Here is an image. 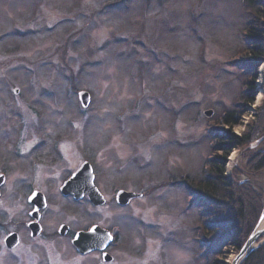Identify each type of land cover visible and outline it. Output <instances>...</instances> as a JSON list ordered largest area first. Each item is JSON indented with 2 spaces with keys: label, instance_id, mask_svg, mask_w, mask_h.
<instances>
[{
  "label": "rangeland",
  "instance_id": "374dc122",
  "mask_svg": "<svg viewBox=\"0 0 264 264\" xmlns=\"http://www.w3.org/2000/svg\"><path fill=\"white\" fill-rule=\"evenodd\" d=\"M245 2L0 0V264H243L264 243L262 229L242 252L264 214L263 63L254 70L249 31H264V0ZM218 130L247 136L227 144L235 147L225 176L249 192L239 204L236 195L234 210L257 217L252 226L239 221L240 248L233 230L204 253L196 233L203 216L204 232L214 221L201 211L197 181L207 160L222 158ZM84 162L102 205L71 197L68 183ZM34 189L46 205L32 237ZM118 191L140 195L121 204ZM93 225L114 240L79 254L73 234ZM12 232L19 242L9 248Z\"/></svg>",
  "mask_w": 264,
  "mask_h": 264
},
{
  "label": "trees",
  "instance_id": "16d2710c",
  "mask_svg": "<svg viewBox=\"0 0 264 264\" xmlns=\"http://www.w3.org/2000/svg\"><path fill=\"white\" fill-rule=\"evenodd\" d=\"M245 4L247 5V0H245ZM262 1V0H260ZM262 6H264V2H261ZM248 6V5H247ZM261 6V7H262ZM251 8V7H250ZM256 15L255 13L252 12V16L249 20V23L252 24L254 22ZM249 28H254L253 26H249ZM249 30L251 33H253L252 36H254V39H251V43L253 46L250 49V54L254 58V63L253 66L255 65L254 70H257L259 65L264 61V31H255V30ZM247 32L246 34V42H250V35ZM254 76V75H253ZM246 101H253L252 96H246ZM242 115V112H239V117ZM226 125H228L230 128L238 125L240 123V119L237 120H228L225 119L223 121ZM214 136L216 137L217 133L216 130L213 132ZM218 137L217 141L219 140L220 144L218 146L219 150L221 149L222 151V158L216 159L213 161L207 160L205 167L203 168V171L205 173L203 174V177H201L197 182H198V188L201 193L206 197V200H203V208L201 211L203 214L209 213L212 220L214 221L204 232L203 228V220L204 216L202 217V223L199 226V231H197V238H199V241L202 243V247H204V253L206 250L211 249V244L214 243V241L218 237H224L226 238L225 234L231 233L233 230H235V237L236 239L233 245H235L236 248H240L244 241L245 238L240 235V226H239V221H242L244 223L247 222L248 226L251 224V226L255 223L256 221V215L247 217L245 214L241 213V209L234 210L235 207L234 201L236 195L238 196L237 202L242 203L243 202V195H248L249 192L246 191V193H243V190H238L239 187L232 183L227 177L225 176V166H226V157L230 154L232 149L235 147V145L239 144L241 139L234 134H230L228 132H224L221 130H218ZM235 143L234 146H230L227 144L230 143ZM213 147H216V144L213 142ZM210 170L208 171L207 174V169ZM190 195H193V192L189 189ZM208 204V205H207ZM215 205V206H214ZM249 207V205H248ZM228 209L229 211L232 212L234 215V219H231L230 214L223 215V210ZM253 210L251 209V213ZM230 219L234 222V226H229L230 225ZM253 223V224H252ZM203 232V234H202ZM212 232L213 235L209 236L211 238L207 239L206 233ZM202 234V235H201ZM204 235V236H203ZM208 253V252H207ZM257 261V262H256ZM243 264H264V243L253 253H251L245 260Z\"/></svg>",
  "mask_w": 264,
  "mask_h": 264
},
{
  "label": "water",
  "instance_id": "95a60500",
  "mask_svg": "<svg viewBox=\"0 0 264 264\" xmlns=\"http://www.w3.org/2000/svg\"><path fill=\"white\" fill-rule=\"evenodd\" d=\"M80 100L82 101L83 105H87L89 94L87 91H82L79 93ZM212 113V110L206 111V115L210 116ZM88 173V194L90 197V200L94 205H102L105 202V199L103 195L99 192V190L94 186L93 184V178L94 175L92 173V167L90 164L84 163L82 167L77 171V173L74 175L73 179L71 180V183L75 181L76 179L80 177H85V175ZM4 182V175H0V186ZM70 183V185H71ZM68 185V187L70 186ZM64 192L68 194V191ZM82 190L79 192H76V198H80L82 196L81 193ZM140 194H136L133 192H125V191H119L117 194V201L121 204H125L130 199H132L135 196H139ZM29 202H31L34 205V209L30 213L35 220L29 223V228L31 230L32 236H37L41 232V225L39 223L40 220V210L41 208L45 207L46 202L44 199V196L39 192H34L29 197ZM68 230V226L62 225L60 227V234H65ZM263 233V230L258 231L255 230L254 233L249 237L248 241L242 248V252L244 250H247L250 245ZM112 240V236L110 232L107 230L102 229L99 226H94L89 232L80 231L76 234L73 243L76 246L77 250L81 254H85L88 251H91L93 249H100L103 250L106 248L108 243ZM254 240V241H253ZM5 244L9 248L15 247L19 242V236L17 233L13 232L10 233L5 238ZM253 241V242H252ZM104 260H111L112 256L108 255L107 253H104L103 255Z\"/></svg>",
  "mask_w": 264,
  "mask_h": 264
},
{
  "label": "flooded vegetation",
  "instance_id": "af4514ba",
  "mask_svg": "<svg viewBox=\"0 0 264 264\" xmlns=\"http://www.w3.org/2000/svg\"><path fill=\"white\" fill-rule=\"evenodd\" d=\"M73 174V173H72ZM67 180V179H66ZM65 180V181H66ZM64 181V182H65ZM94 182H95V178H94ZM25 185H27V183H25L24 182V185H22V186H25ZM95 186H96V184H94ZM27 187V189H28V186H26ZM71 187H72V189H74V191H76V192H79L80 190H82L81 191V193H82V198H80V200H85V202H86V205H87V208H88V206L90 207V205H89V203L91 204V201H90V199H89V197H88V173L85 175V177L84 178H82V177H80V179L78 180V181H75V182H72V184H71ZM97 188H98V186H96ZM27 189H25L24 187H23V192H25V194H27L28 193V191L29 190H27ZM31 189V188H30ZM99 189V188H98ZM21 191V192H22ZM34 191H39V190H36V189H34L33 190V192ZM42 193V192H41ZM43 195H44V193H42ZM23 196L25 197V195L23 194ZM70 196V195H69ZM44 197H45V195H44ZM71 197H72V199L73 200H75V201H77L72 195H71ZM83 202V201H82ZM88 210V209H87ZM85 218H89V216H88V214H86L85 215ZM40 219H41V217H40ZM89 230V228H88V226L87 227H84V226H80V228L76 231V232H78V231H88ZM70 231V230H69ZM67 232V235L70 233V232ZM76 232H74V234L76 233ZM74 234H73V237H74ZM73 237H72V239H73ZM113 237H114V235H113ZM111 244V243H110ZM109 247V246H108ZM107 251V250H106Z\"/></svg>",
  "mask_w": 264,
  "mask_h": 264
},
{
  "label": "bare ground",
  "instance_id": "6f19581e",
  "mask_svg": "<svg viewBox=\"0 0 264 264\" xmlns=\"http://www.w3.org/2000/svg\"><path fill=\"white\" fill-rule=\"evenodd\" d=\"M263 64L259 67V69H258V78H257V83L261 86V87H263L264 86V61L262 62ZM260 96H261V94H260ZM260 96L258 97V99H257V102H259V103H263L264 102V98H262V96H261V98H260ZM263 101V102H262ZM234 158V156H231V160ZM262 229H264V214H263V216H262V218H261V220H260V222L258 223V226H257V230L258 231H261ZM248 241V239L245 241V243L244 244H246V242ZM254 241V240H253ZM252 241V242H253ZM256 241H257V239L254 241V243H256ZM239 261H240V258L239 259H232L231 261H230V263L229 264H238L239 263Z\"/></svg>",
  "mask_w": 264,
  "mask_h": 264
}]
</instances>
